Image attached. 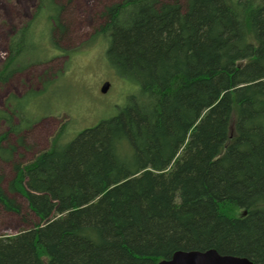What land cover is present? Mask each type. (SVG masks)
<instances>
[{
	"label": "trees",
	"instance_id": "trees-1",
	"mask_svg": "<svg viewBox=\"0 0 264 264\" xmlns=\"http://www.w3.org/2000/svg\"><path fill=\"white\" fill-rule=\"evenodd\" d=\"M62 9L38 1L9 39L0 84L46 59L39 43L64 34ZM98 16L90 42L106 43L108 66L137 90L70 142L62 124L26 164L15 154L33 113L17 105L25 97L6 102L8 192L39 222L0 237V264H157L209 249L264 264V3L121 0ZM2 182L0 207L21 215Z\"/></svg>",
	"mask_w": 264,
	"mask_h": 264
},
{
	"label": "rangeland",
	"instance_id": "rangeland-1",
	"mask_svg": "<svg viewBox=\"0 0 264 264\" xmlns=\"http://www.w3.org/2000/svg\"><path fill=\"white\" fill-rule=\"evenodd\" d=\"M38 1L0 0V67L7 59L10 37L33 18ZM119 1L57 0L63 6L60 14L64 34L58 37L55 32V36H51L45 31L47 37L44 35L39 44L45 50L46 59L15 73L6 83L0 84V110H6V102L10 99L25 97L17 105H28L26 113H33L25 117L26 123H34L21 131L25 148H17L15 161L26 164L39 152L48 149L51 137L62 124L66 125L64 142L67 143L83 130L114 117L127 98L136 92L137 86L118 77L108 66L105 60L106 43L98 39L90 42L100 24V12L105 6ZM37 18L33 35L40 39L35 34H40L44 22L41 17ZM67 50L69 56L63 52ZM32 57L41 59L42 55L35 51ZM105 82L109 83V87L106 93H101ZM17 124L18 118L13 116V125ZM4 132H8V128L1 123L0 133ZM8 138L11 143L16 142V135L10 133ZM0 174L3 176V189L21 210V215H17L0 207V237H3L29 229L39 221L28 210L20 194L8 192L7 184L13 177L9 163L0 160Z\"/></svg>",
	"mask_w": 264,
	"mask_h": 264
},
{
	"label": "water",
	"instance_id": "water-1",
	"mask_svg": "<svg viewBox=\"0 0 264 264\" xmlns=\"http://www.w3.org/2000/svg\"><path fill=\"white\" fill-rule=\"evenodd\" d=\"M264 3V0H261ZM109 83H103L101 93H106ZM157 264H253L247 258L221 255L213 249L205 251H176L169 259Z\"/></svg>",
	"mask_w": 264,
	"mask_h": 264
},
{
	"label": "bare ground",
	"instance_id": "bare-ground-1",
	"mask_svg": "<svg viewBox=\"0 0 264 264\" xmlns=\"http://www.w3.org/2000/svg\"><path fill=\"white\" fill-rule=\"evenodd\" d=\"M43 10V9H42ZM46 17V16H45Z\"/></svg>",
	"mask_w": 264,
	"mask_h": 264
}]
</instances>
